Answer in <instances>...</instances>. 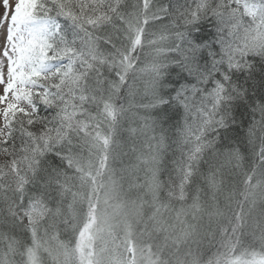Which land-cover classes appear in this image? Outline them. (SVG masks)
<instances>
[{
	"label": "snow or ice",
	"instance_id": "6c2138e0",
	"mask_svg": "<svg viewBox=\"0 0 264 264\" xmlns=\"http://www.w3.org/2000/svg\"><path fill=\"white\" fill-rule=\"evenodd\" d=\"M2 7L0 264H264V0Z\"/></svg>",
	"mask_w": 264,
	"mask_h": 264
},
{
	"label": "rangeland",
	"instance_id": "374dc122",
	"mask_svg": "<svg viewBox=\"0 0 264 264\" xmlns=\"http://www.w3.org/2000/svg\"><path fill=\"white\" fill-rule=\"evenodd\" d=\"M10 3L14 6V4L16 3V0H10ZM3 7H2V0H0V13L3 12ZM0 93H2V88H0ZM3 107V104H0V108ZM3 125V119L2 116H0V126ZM7 131V130H5ZM5 159V155L4 154H0V162H3Z\"/></svg>",
	"mask_w": 264,
	"mask_h": 264
},
{
	"label": "trees",
	"instance_id": "16d2710c",
	"mask_svg": "<svg viewBox=\"0 0 264 264\" xmlns=\"http://www.w3.org/2000/svg\"><path fill=\"white\" fill-rule=\"evenodd\" d=\"M133 2H135V0H128V3H129V4H131V3H133ZM0 154H4V155H5V159H4V161H3V162H0V163H4L5 160L8 159V157H7V155H6L5 153H3L2 151H0ZM126 162H127V161H126ZM117 167H119V166H117ZM209 255H211V252L208 251V250H205V251H204V257L207 258V256H209Z\"/></svg>",
	"mask_w": 264,
	"mask_h": 264
}]
</instances>
